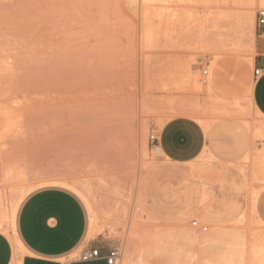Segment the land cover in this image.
<instances>
[{"label":"rangeland","instance_id":"rangeland-1","mask_svg":"<svg viewBox=\"0 0 264 264\" xmlns=\"http://www.w3.org/2000/svg\"><path fill=\"white\" fill-rule=\"evenodd\" d=\"M214 4L0 0V204L9 207L3 233L11 238L22 200L41 187H62L46 181L59 177L86 196L62 187L85 209V239L110 243L124 264H264V118L250 100L264 0L218 2L230 14L215 15L200 46L195 12L204 17ZM61 26L71 43L66 53L80 57L73 78L83 83L86 76L91 90L53 117L62 130L54 133L58 142H48L54 113L46 106L41 49ZM181 120L197 127L199 151L184 160L158 156L151 135L159 139L168 122ZM243 134L252 154L241 147Z\"/></svg>","mask_w":264,"mask_h":264},{"label":"crops","instance_id":"crops-1","mask_svg":"<svg viewBox=\"0 0 264 264\" xmlns=\"http://www.w3.org/2000/svg\"><path fill=\"white\" fill-rule=\"evenodd\" d=\"M253 51V68L258 69L259 74L255 76L253 70L250 100L264 118V25L256 24ZM239 139L243 150L252 154L247 135H240ZM155 140V153L171 160L193 157L201 147L197 127L185 120L168 122L160 138L155 136ZM62 187H41L22 200L15 212L11 238L0 230V264H13L17 255L20 264H107L105 255L112 245L99 238L85 239V209L68 187ZM8 212L7 203H1L0 221ZM13 240L21 249H17ZM79 248H98L100 256L87 261L67 259Z\"/></svg>","mask_w":264,"mask_h":264},{"label":"bare ground","instance_id":"bare-ground-1","mask_svg":"<svg viewBox=\"0 0 264 264\" xmlns=\"http://www.w3.org/2000/svg\"><path fill=\"white\" fill-rule=\"evenodd\" d=\"M144 2H147V1H150V0H142ZM165 2L167 1H170V2H173L174 0H164ZM180 1V0H178ZM204 1V0H203ZM206 1V0H205ZM207 1H214L216 3V5L214 4V6H205L204 7V11H205V15L204 17H202L199 12H195V22H193V28L195 27L196 28V31L195 34L198 36V40L201 42L200 43V46H202V42H204V39L205 38L204 36L211 31V29L209 28H212L213 29V26H215V22H214V17L215 15H219L220 17L222 16V18H224V16H226L227 14H230V12L228 11V13L225 15V11H222L219 9V4L217 5L218 2H222L223 4L224 3H227V0H207ZM233 2V0H231ZM205 4V2H203ZM207 3V2H206ZM211 4V3H210ZM210 4H206V5H210ZM248 6V5H247ZM245 7L244 9V12L246 11V13H251L250 11V7ZM51 9V8H50ZM56 9V8H55ZM228 10V9H227ZM56 11V10H55ZM232 11V10H231ZM193 12V14H194ZM49 14V13H48ZM242 14V12L240 13ZM250 15V14H249ZM52 16H56V14L54 13V15ZM57 17L58 19H62L65 17V13L62 12V10H59L58 9V12H57ZM219 17V18H220ZM228 17V16H227ZM251 17V15H250ZM253 17V16H252ZM28 18V17H27ZM227 19V18H226ZM30 20V19H29ZM28 21V20H27ZM26 21V22H27ZM22 22V21H21ZM49 22V21H48ZM47 22V23H48ZM222 23V22H221ZM228 23V22H227ZM24 24V23H22ZM49 25V23L47 24ZM239 25V24H238ZM69 27V25H68ZM215 28V27H214ZM226 28V27H225ZM62 30H63V27H59L53 31H51L48 35V38L46 40L47 42V45L44 46V48H42L41 50H46V53H44L45 57H43V55H41L43 58H44V65H45V68L43 70L44 73H41L43 75V77H41L42 81H43V88L45 89V91L47 92V102H46V106H47V109L49 110V112L52 114L54 113V116H52V118L49 120V123L46 124V131L49 132V134L51 135V137H49L48 139V142H58L57 140H55L56 138H54V133H56L57 131L60 132L62 129L58 127H56V122L55 121H58V119L56 118H53L55 116H60V114L62 113V109L64 108V106L66 105L65 103L71 101V100H80L81 102L85 101L86 99V96H88L87 94L90 92L91 90V86L90 84H88V78L86 76H84V81L83 83L82 82H77L74 80V74L75 73L74 71H76V64L75 62L77 63L78 60H76V58H80V57H76L74 54V59H73V56L70 54H67L66 52L67 51H72L70 50V48H68L70 46L69 42H67V40H65V35L62 33ZM85 30V29H84ZM61 31V32H60ZM18 32V31H17ZM70 32V31H69ZM17 34V33H16ZM70 33H67V36L69 35ZM211 34V33H210ZM218 34V33H217ZM18 35V34H17ZM24 35V34H22ZM72 35V34H71ZM70 35V36H71ZM223 35V34H222ZM69 36V37H70ZM146 36V35H145ZM207 36V35H206ZM219 36V35H218ZM22 37V36H21ZM72 37V36H71ZM148 37V36H147ZM210 37V36H209ZM24 38V37H22ZM83 39H86V38H83ZM207 39H209L207 37ZM206 39V40H207ZM31 40V38H30ZM75 40V38H74ZM22 41V40H20ZM26 41V40H25ZM37 41V40H36ZM45 41V40H44ZM73 41V40H72ZM147 41V40H146ZM195 41V40H194ZM197 41V40H196ZM198 42V41H197ZM206 42V41H205ZM37 44V42H35ZM34 43V44H35ZM75 43V42H73ZM72 43V44H73ZM102 43V42H101ZM208 43V42H207ZM25 45V44H23ZM29 44H28V49H32V48H29ZM36 46V45H35ZM38 46V45H37ZM47 46V47H46ZM46 47V49H45ZM76 46H74L73 48H75ZM204 47V46H203ZM72 48V47H71ZM79 48V47H78ZM38 50V48H36ZM219 49V48H218ZM18 50V48H17ZM40 50V49H39ZM19 51V50H18ZM28 53H29V50H27ZM26 51V52H27ZM31 52L33 50H30ZM75 51V50H74ZM25 52V53H26ZM40 52V51H39ZM76 52V51H75ZM80 52V51H79ZM18 53V52H17ZM20 53V52H19ZM41 53H43V51H41ZM16 54V53H15ZM17 55V54H16ZM21 55V54H19ZM28 55V54H27ZM33 55V54H32ZM30 55V57L32 56ZM38 55V53L36 54ZM23 56V55H21ZM39 57V56H38ZM37 57V58H38ZM36 58V59H37ZM40 58V57H39ZM23 59V58H22ZM35 59V60H36ZM145 59V58H144ZM34 59H32L33 61ZM40 60V59H39ZM38 60V61H39ZM80 60H83L82 63L87 59L85 57V60H84V57L83 59L81 58ZM22 61V60H21ZM26 60H24L25 62ZM43 61V59H42ZM147 61V59H146ZM28 62V60H27ZM26 62V63H27ZM36 62V61H35ZM42 63V62H41ZM80 64V62H78ZM86 63V62H84ZM24 64V63H23ZM78 64V65H79ZM26 65V64H25ZM30 65V64H29ZM36 65V64H35ZM38 65V64H37ZM34 66V65H33ZM81 66V64H80ZM92 66V65H91ZM90 66V68H91ZM31 67V66H30ZM146 67V66H145ZM37 68V67H36ZM35 68V69H36ZM82 68V67H81ZM84 68H88V66L86 67V65L84 64ZM147 69V68H146ZM29 70V68H28ZM77 70H80V69H77ZM145 70V69H144ZM146 71V70H145ZM32 72V71H31ZM35 72V71H34ZM33 72V73H34ZM87 72V71H86ZM89 72V71H88ZM77 74V73H75ZM84 74V73H83ZM87 74V73H86ZM28 75V74H27ZM74 75V76H73ZM80 75V74H79ZM29 77V76H28ZM82 77V75H81ZM36 78L39 79L38 75L36 76ZM79 78V77H78ZM90 78V77H89ZM77 80V79H76ZM34 81V80H33ZM25 83V82H24ZM36 83V82H35ZM81 84V86L79 85ZM80 87V90L78 89ZM67 93H70L71 94V97H67ZM42 105V104H41ZM45 106V104H44ZM50 116V115H49ZM61 118V117H60ZM54 119V120H53ZM58 123V122H57ZM60 123V121H59ZM58 123V124H59ZM57 132V134H58ZM47 182H50L52 184H58V185H63L65 187H68L69 189L73 190L74 192H76L81 198H84L86 200V196L84 194V192L82 191V189H80V187H78V185H70V183L66 182V180L62 179V178H59V177H52V178H49L48 180H46ZM25 195V194H24ZM12 215V214H11ZM133 224V223H132ZM131 227V226H130ZM129 227V229H130ZM181 231V230H180ZM183 232V231H182ZM178 234V233H177ZM184 236L187 237V238H192L193 240V237H195V233L191 230H186L185 232H183ZM162 236V235H161ZM175 236V235H174ZM176 239V237H174ZM196 238V237H195ZM198 239V238H196ZM195 239V240H196ZM206 239V238H205ZM185 240V239H184ZM190 240V239H189ZM214 240V239H213ZM218 240V239H217ZM14 243L17 245V247L19 249H21V246L15 241L13 240ZM200 241V239H199ZM216 241V240H215ZM205 242V241H204ZM185 243V242H184ZM164 244V243H163ZM177 245V244H176ZM213 248V247H212ZM146 252V250H145ZM147 253V252H146ZM144 253L143 252H138L137 256H142ZM192 255V254H191ZM236 255V254H235ZM156 256V255H155ZM176 257V256H175ZM192 257V256H191ZM235 258V257H234ZM233 259V258H232ZM172 260V258H171ZM229 264H234V263H237V262H234V261H227Z\"/></svg>","mask_w":264,"mask_h":264},{"label":"built area","instance_id":"built-area-1","mask_svg":"<svg viewBox=\"0 0 264 264\" xmlns=\"http://www.w3.org/2000/svg\"><path fill=\"white\" fill-rule=\"evenodd\" d=\"M256 24L258 25H264V9H259L257 11V18H256ZM259 74V70H254V75L257 76ZM151 139H155L153 135H151ZM192 226H198L197 221L193 220L191 222ZM201 229L203 231L206 230L205 226H202ZM100 256V252L98 248H90L86 249L83 248L79 253V259L82 261H87L91 259L98 258ZM106 263L107 264H124L122 263V256L121 252L117 248H112L109 250V252L105 255Z\"/></svg>","mask_w":264,"mask_h":264}]
</instances>
